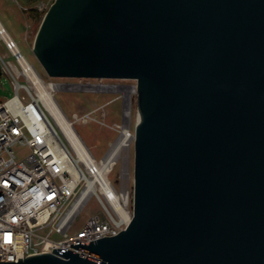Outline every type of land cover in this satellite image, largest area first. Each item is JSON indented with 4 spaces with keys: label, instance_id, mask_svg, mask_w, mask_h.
Returning a JSON list of instances; mask_svg holds the SVG:
<instances>
[{
    "label": "water",
    "instance_id": "obj_1",
    "mask_svg": "<svg viewBox=\"0 0 264 264\" xmlns=\"http://www.w3.org/2000/svg\"><path fill=\"white\" fill-rule=\"evenodd\" d=\"M49 77L135 79L134 214L0 264H264V0H54ZM2 68L0 65V74Z\"/></svg>",
    "mask_w": 264,
    "mask_h": 264
},
{
    "label": "built area",
    "instance_id": "obj_2",
    "mask_svg": "<svg viewBox=\"0 0 264 264\" xmlns=\"http://www.w3.org/2000/svg\"><path fill=\"white\" fill-rule=\"evenodd\" d=\"M51 3L40 0L36 8L47 11ZM0 40L17 63L0 53L2 72L11 76L15 88L11 97L0 100V261H19L24 255L41 253L66 258L53 251L58 247L99 259L70 244L118 234L133 218L134 181L129 163L135 126L131 106L127 111L131 99L125 96L122 121H106L107 105L114 98L68 116L56 99L57 91L66 87L96 89L101 85L90 80L97 78H73L76 81L68 82L45 78L23 55L1 19ZM130 80L133 82L125 86L137 93V81ZM40 86L58 103L80 138L77 125L92 121L116 133L102 157L97 158L82 138L84 146H75L40 96ZM18 145L26 146L28 152L19 155ZM125 150L130 157L119 183L111 175ZM93 198L98 210H90Z\"/></svg>",
    "mask_w": 264,
    "mask_h": 264
},
{
    "label": "rangeland",
    "instance_id": "obj_3",
    "mask_svg": "<svg viewBox=\"0 0 264 264\" xmlns=\"http://www.w3.org/2000/svg\"><path fill=\"white\" fill-rule=\"evenodd\" d=\"M44 1L49 2V0ZM50 1L53 2L54 0ZM38 2L33 3L29 0H0V19L17 40L19 48L27 60L34 64L45 78H48L49 76L33 51L34 40L46 12L36 10ZM0 53L5 56L6 60L16 63L15 57L7 49L2 40H0ZM52 79L58 82L76 81L73 78L52 77ZM90 81L100 84L101 87L96 89L66 87L57 91L56 99L66 114L71 116L74 112H83L96 104H102L114 98L115 100L107 105L108 115L106 121L108 123L122 121L125 96L127 95L131 99V117L134 127L138 117L137 93H134L131 88L125 86L130 85L133 81L130 79H91ZM112 85H117L118 87H115V89L108 88ZM14 92L15 88L11 76L6 72H2L0 74V100L2 101L11 97ZM77 130L82 140L97 158L102 157L106 153L110 143L116 138V133L113 130L97 121H92L88 124H78ZM16 150L19 155L28 152L27 147L23 145H18ZM127 157H130L129 151L125 150L122 152L121 159L111 175L113 181L122 182V173L124 169L128 168ZM131 157L132 160L129 165L133 176L134 147ZM89 206L90 210H98L95 198L90 201ZM85 214L84 212L83 215Z\"/></svg>",
    "mask_w": 264,
    "mask_h": 264
},
{
    "label": "bare ground",
    "instance_id": "obj_4",
    "mask_svg": "<svg viewBox=\"0 0 264 264\" xmlns=\"http://www.w3.org/2000/svg\"><path fill=\"white\" fill-rule=\"evenodd\" d=\"M39 94L45 100V102L47 103L51 112L55 115V117H56L58 123L60 124V126L62 127V129L64 131H66V134L70 138H72L75 146L77 148L81 149L84 146V143L81 140V138L77 135V133H75V131L70 127L69 121H68L67 117L65 116V113L63 112L61 107L58 105V103L53 100V98L43 88V86H40ZM130 106H131V100H129V102L127 104V111H130Z\"/></svg>",
    "mask_w": 264,
    "mask_h": 264
},
{
    "label": "trees",
    "instance_id": "obj_5",
    "mask_svg": "<svg viewBox=\"0 0 264 264\" xmlns=\"http://www.w3.org/2000/svg\"><path fill=\"white\" fill-rule=\"evenodd\" d=\"M29 1H31V2H33V3H36V2H38V1H40V0H29ZM36 10H37V8H36Z\"/></svg>",
    "mask_w": 264,
    "mask_h": 264
},
{
    "label": "snow or ice",
    "instance_id": "obj_6",
    "mask_svg": "<svg viewBox=\"0 0 264 264\" xmlns=\"http://www.w3.org/2000/svg\"><path fill=\"white\" fill-rule=\"evenodd\" d=\"M5 239H8V236H7V234H5Z\"/></svg>",
    "mask_w": 264,
    "mask_h": 264
},
{
    "label": "crops",
    "instance_id": "obj_7",
    "mask_svg": "<svg viewBox=\"0 0 264 264\" xmlns=\"http://www.w3.org/2000/svg\"><path fill=\"white\" fill-rule=\"evenodd\" d=\"M14 37V36H13Z\"/></svg>",
    "mask_w": 264,
    "mask_h": 264
}]
</instances>
